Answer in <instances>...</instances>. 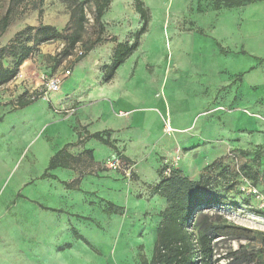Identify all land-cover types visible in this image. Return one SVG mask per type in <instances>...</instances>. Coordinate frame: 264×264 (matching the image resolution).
<instances>
[{"label":"rangeland","instance_id":"374dc122","mask_svg":"<svg viewBox=\"0 0 264 264\" xmlns=\"http://www.w3.org/2000/svg\"><path fill=\"white\" fill-rule=\"evenodd\" d=\"M218 1L141 0L148 15L146 32L127 66H135V81L146 80L156 88L153 94L162 105L158 107L173 131L160 133L167 138L165 144L153 130L154 115L148 114L150 129L145 135L140 129L134 133V141L146 142L147 149L141 153L136 143L132 147L127 142L126 150L149 185L156 173L162 178V161L177 157L180 175L195 182L201 179L204 193L227 204L211 213L264 235V223L253 219L257 217L256 198L247 194L254 187L264 196V0L215 10ZM9 7L10 22L0 36V48L16 33L40 24L53 28L60 37L37 48L32 41L25 42L33 48L29 58L15 80L0 87V264H42L43 259L45 264H139L142 258L149 260L155 239L152 222L167 205L151 195L149 188L145 190L133 174L126 177L104 167L115 156L88 171H104L99 175L108 181L100 192L118 213L96 193L75 194L59 178L39 179L51 151L72 138V115L61 111L68 108L65 99L58 98L59 93L44 98L45 85L66 70L71 72L77 53H85L86 44L96 38L94 8L88 5L86 9L83 43L62 57L63 31L71 28L67 2L2 0L0 18ZM101 22L102 42L93 50L102 44L132 42L142 25L132 0H110ZM90 56L86 53L80 64L88 65ZM1 64L12 69L13 60L7 57ZM197 64L206 68L205 73L195 72ZM99 65L76 69L79 99L73 101L75 109L87 92L86 81L101 84ZM202 74L221 83L205 85V103L197 107L191 94ZM32 96L36 98L31 104L13 109L19 97ZM186 127L190 128L178 130ZM73 166L87 171L81 161ZM61 172L53 174L62 176ZM239 245L248 251L262 250L257 241L221 242L218 254L224 257ZM258 255L264 258V253Z\"/></svg>","mask_w":264,"mask_h":264},{"label":"trees","instance_id":"16d2710c","mask_svg":"<svg viewBox=\"0 0 264 264\" xmlns=\"http://www.w3.org/2000/svg\"><path fill=\"white\" fill-rule=\"evenodd\" d=\"M62 1L69 4V26L71 27L69 32L67 29L63 31L62 39L65 47L61 54L62 57L70 56L69 51L74 50L77 44L83 43V34L88 23L86 9L88 5L94 8L93 25L97 27L96 38L86 44L85 53L77 56L76 59L79 61L102 42L104 27L101 18L110 0ZM253 1L256 0H221L216 2L214 9L237 8ZM132 2L134 10L142 21L141 28L134 34L132 42L116 43L110 63L101 68L104 83L113 79L117 69L136 51L140 37L146 32L147 10L141 0H132ZM10 12L11 7L0 18V36L9 25ZM34 30L35 33L31 37V32ZM25 31L16 33L8 45L0 48V87L15 80L19 67L29 58L33 48L54 42L60 37L53 28L42 24L35 29L27 27ZM23 36H26L24 41ZM29 41H32L33 48L24 44ZM7 57L13 60L12 69L2 67L1 61ZM35 98L36 96L27 99L19 97L12 107L13 109L26 107ZM92 137L106 145H111L99 134H94ZM75 161L77 162V159L68 154L64 147L49 159L39 179L52 178L50 171L57 168H71V163ZM151 191L163 198L167 207L159 214L161 221L156 229L152 255L149 260L142 258L139 264H220L221 261H224V264H264V258L258 255L264 253V235L254 234L248 228L228 223L218 212L211 213L212 209L225 208L227 204L222 198L204 193L201 189V179L197 182L191 181L180 175L176 169L169 177H162L157 184L151 187ZM108 207L116 209L112 204H108ZM253 241H257L262 250L248 251L246 246L239 245L237 250L228 252L224 257L218 254V245L221 242H247L249 244Z\"/></svg>","mask_w":264,"mask_h":264},{"label":"crops","instance_id":"0c3cea01","mask_svg":"<svg viewBox=\"0 0 264 264\" xmlns=\"http://www.w3.org/2000/svg\"><path fill=\"white\" fill-rule=\"evenodd\" d=\"M115 45L116 44L111 46L102 44L99 47H96L94 50L92 49L90 51L91 56L88 59V65L85 62L82 65L80 64L83 59L75 62V65L70 72V76L67 77L63 83H61L58 94V98L65 99L64 101L66 103V107L74 108L73 101L79 99L78 96H76L77 94H75L76 87L78 88V78H76L75 73L76 69H83L82 66H85L83 69L85 70L92 66V64L94 67L100 64L99 67L101 69L103 65L110 63ZM132 55L126 59V61L117 69L113 79L110 82L104 83L101 79L100 85H94L92 80L86 81L85 88L87 89V92L82 98L83 102L79 105L78 109L74 108L75 113L71 116L72 138L63 143L60 147L51 151V155H49L50 159L56 153V151L66 147L68 154H70L73 158H76L77 162L81 161L84 166L83 168L87 169L86 173L80 172L73 166L74 163H76L75 161L72 162L71 168L54 169L50 171V174L53 176L52 178L47 177L40 180L59 178L63 181L61 183L66 188L71 189L75 194L82 192H86V194L96 193V195L99 197V200H103L106 206H108V204L111 203L109 201H104L108 199L104 198L100 192L108 181L105 177H100L99 175L100 173H104V171L89 173L88 169L99 167L102 162L113 156H119L132 162L133 159L128 156V152L126 150L125 143L127 142L132 147V144L136 143L138 149L141 150L140 152H145L143 150L147 149V143H143V141H134V133L137 129H140L142 130L141 134L145 135V131L150 129L149 118L147 117L148 114L154 115L153 130H155L156 134H164L162 131L163 126L161 127V122H163L162 120L164 115L161 113V110L158 107L161 106L162 108V105L157 101L155 95L153 94V91L156 88H153L152 84L148 83L146 80L141 82L135 81L133 74V69L135 66H127V63L131 60ZM185 66L186 65H184L183 68H185ZM194 68L196 69V73H205L206 70L205 67L199 66L198 64ZM211 69L214 68L211 67ZM169 70L170 67L164 69L163 73L165 74ZM199 77H201L200 82H197L198 84L194 88L196 92L195 94L194 92L191 94L192 102L197 104V107H201L205 103V98L203 95L205 91V85L212 87L213 84L219 82L205 79L203 74ZM197 111H199V109H197ZM120 113H122V115H120ZM157 113L159 116H157ZM189 128L190 127H186L184 129L178 130H188ZM127 131L130 132L129 135L126 134ZM94 134H99L102 139L108 140L111 145H106L101 141L94 139L92 137ZM159 137L162 138L163 135H160ZM166 139L167 138L165 137L162 138L165 144L168 143ZM133 166L132 177H135L141 181L145 186V190L149 188L151 195L163 201L165 203L164 205H167L163 198L152 193L151 191V187L157 184L159 180L157 178L156 170L155 180L149 185L136 171L137 164L135 165L134 163ZM60 170L62 171V176H56L53 174V172L59 173ZM68 180L70 181L64 182ZM143 184H140V186L143 187ZM42 209L58 213L62 212L61 210L46 208ZM163 210L158 213L157 217L152 222V226L154 227L153 233L155 236L154 243L156 240V229L161 221L159 214ZM116 211L118 213L117 207ZM146 226L147 225L144 227ZM42 264H45L44 259L42 260Z\"/></svg>","mask_w":264,"mask_h":264},{"label":"built area","instance_id":"2783aa9c","mask_svg":"<svg viewBox=\"0 0 264 264\" xmlns=\"http://www.w3.org/2000/svg\"><path fill=\"white\" fill-rule=\"evenodd\" d=\"M81 55H82L81 51L77 53V56H81ZM69 76H70V71L66 70L64 72V75L61 78H58L55 76L52 79H50L45 85L43 97L45 98L47 95H49L50 97L52 95L58 94L60 91V87H61V83L63 79H66ZM61 111L69 115H73L75 113L74 108H67V109L61 108ZM120 115H122V113H120ZM162 131L164 134H170L173 131L170 128L169 122L166 119H163ZM177 160H178L177 157L166 158L163 160L161 169H160V173L162 177L164 178L169 177L172 174V172L177 169ZM104 167L117 170V171H121L125 174L126 177H130L133 171V164L130 161L125 160L119 156H115L112 160L105 161ZM247 194L256 198V201L258 204L256 206V210L260 212L259 214H256L257 217L253 219L255 221H260L264 223V196L260 192H258V190L255 189L254 187L248 188Z\"/></svg>","mask_w":264,"mask_h":264}]
</instances>
